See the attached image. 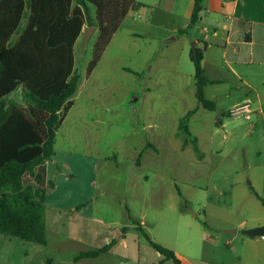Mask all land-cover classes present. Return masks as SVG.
<instances>
[{"label": "rangeland", "instance_id": "obj_1", "mask_svg": "<svg viewBox=\"0 0 264 264\" xmlns=\"http://www.w3.org/2000/svg\"><path fill=\"white\" fill-rule=\"evenodd\" d=\"M134 1L136 8L121 21L91 73L87 66L98 27L83 28L74 44L79 80L58 128L56 175L53 164H48L47 179L52 183L45 200L46 243L0 234V264L156 261L160 253L134 221L184 263L231 260L227 255L235 247L227 240L237 243L246 237L241 229L236 234L218 233L248 212L238 197L217 194L220 186L227 188L236 179L247 186L264 160V151L257 152L261 141L249 133L250 120L226 115L223 126L217 121L245 87H235L236 79L220 70V56L213 52V68L218 69L208 68L207 74L229 76L222 84L204 87L215 109L200 107L189 54L193 40L211 32L203 31V22L185 34L177 32L187 22L191 0ZM191 110L195 112L186 135L178 123ZM147 143L152 147L144 149ZM116 227L126 228L127 247L120 240L111 252L72 261L79 251L101 244L100 237L88 236V231L110 232L116 238ZM207 232L217 235L216 244L205 240Z\"/></svg>", "mask_w": 264, "mask_h": 264}, {"label": "trees", "instance_id": "obj_2", "mask_svg": "<svg viewBox=\"0 0 264 264\" xmlns=\"http://www.w3.org/2000/svg\"><path fill=\"white\" fill-rule=\"evenodd\" d=\"M136 4L134 0H0V234L46 243L45 197L51 182L45 163L54 154L56 132L78 87L74 44L84 26L98 27L87 66V74L91 73ZM201 9L202 0H193L190 23L178 29L179 34L197 23ZM189 57L194 65L197 103L214 110L215 102L204 95V87L211 81L201 66L202 50L195 47ZM194 112L179 120L178 129L186 135H190L188 120ZM192 141L195 143V138ZM148 147L152 145L147 143L144 149ZM144 149L136 164H140ZM133 223L163 256L151 264L165 260L185 264L173 250L153 241ZM112 245L80 251L76 260L98 257Z\"/></svg>", "mask_w": 264, "mask_h": 264}, {"label": "crops", "instance_id": "obj_3", "mask_svg": "<svg viewBox=\"0 0 264 264\" xmlns=\"http://www.w3.org/2000/svg\"><path fill=\"white\" fill-rule=\"evenodd\" d=\"M192 5L193 0H191L189 11L185 13L187 22L182 28L187 27L190 23ZM198 15L199 17L195 25H199L200 22H203V31L205 33L208 31L211 32L209 35L205 34L202 38L199 37L193 40L195 47L202 50L201 66L206 76L211 81L208 84H222L227 81L229 76L224 75L225 77L223 76L222 78L220 76H209L207 74V69H212L214 64H216L213 63L215 60H211L210 57L213 55V52H216V54H219L222 62L220 64V70L226 69L228 73L232 74L239 84V86L235 85L236 88L242 90V88L245 87L244 93L235 100L233 105L245 100L251 101L253 114L249 119L250 122L247 124V127L249 133L258 136L261 141L257 152L262 154L264 151V142H262L264 139V0H202V9L198 11ZM85 27L87 26H84V30ZM217 69L218 68H213V70L216 71ZM17 94L20 97L19 92ZM226 115V111L220 112V117L217 119V121H220L219 125H224L222 117ZM229 135L230 134L227 136ZM49 162L53 164V171L56 175L58 172V130L54 141L53 157L45 163L46 176L49 171ZM258 167L259 173H253L252 176H249L247 186H243L241 182L236 179L233 180L232 183H228L227 188L220 186L217 190V194L220 196L225 195V197L228 196L230 199L238 197L248 212L247 215L240 217L231 225L222 226L221 229L219 228L218 233H226L228 230L229 232L234 230L235 232L231 233L236 234L240 229L264 225V160L259 163ZM208 189L209 188L206 190ZM254 193H256L263 202L258 199ZM45 205H47L46 202ZM56 210L58 211L57 208ZM114 231H116V233L117 231L119 232V236H116V238L113 236V233L110 234V232L102 235L98 232L92 233L88 231L86 233L88 236H95V238L100 237L102 242L98 246L90 247L85 250L99 248L111 242L113 245L111 249L107 251L111 252L113 248L117 247L120 240L122 246L124 248L127 247L126 228L116 227ZM206 234L205 240L207 242L212 244L217 243V235L210 232ZM245 236L244 239L241 237L237 243H235L234 238L227 240V245L235 248L233 249V254L227 255L231 260H224L221 264H264V235L253 237ZM78 253L72 259L73 262L82 260H76ZM162 258L163 256L161 255L156 261L142 264L155 263ZM166 261L168 260H165L162 264H165ZM196 262L197 264H213L212 261L206 259L202 260V258L201 261ZM185 263L191 264L188 260H186Z\"/></svg>", "mask_w": 264, "mask_h": 264}, {"label": "built area", "instance_id": "obj_4", "mask_svg": "<svg viewBox=\"0 0 264 264\" xmlns=\"http://www.w3.org/2000/svg\"><path fill=\"white\" fill-rule=\"evenodd\" d=\"M253 114V106L251 101L245 100L241 103L234 105L228 110L227 115L231 117H241L249 120Z\"/></svg>", "mask_w": 264, "mask_h": 264}, {"label": "water", "instance_id": "obj_5", "mask_svg": "<svg viewBox=\"0 0 264 264\" xmlns=\"http://www.w3.org/2000/svg\"><path fill=\"white\" fill-rule=\"evenodd\" d=\"M88 29H92V27H88ZM193 47L195 49V45L193 44ZM193 49V51H194ZM229 232V230H228ZM230 232H235L234 230L233 231H230ZM241 233L242 234H245L247 236H263L264 235V225H260V226H255V227H251V228H247V229H242L241 230Z\"/></svg>", "mask_w": 264, "mask_h": 264}]
</instances>
